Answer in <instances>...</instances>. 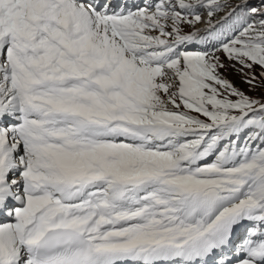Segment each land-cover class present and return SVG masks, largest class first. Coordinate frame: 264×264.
<instances>
[{"label": "snow or ice", "instance_id": "snow-or-ice-1", "mask_svg": "<svg viewBox=\"0 0 264 264\" xmlns=\"http://www.w3.org/2000/svg\"><path fill=\"white\" fill-rule=\"evenodd\" d=\"M0 264H264V0H0Z\"/></svg>", "mask_w": 264, "mask_h": 264}, {"label": "rangeland", "instance_id": "rangeland-1", "mask_svg": "<svg viewBox=\"0 0 264 264\" xmlns=\"http://www.w3.org/2000/svg\"><path fill=\"white\" fill-rule=\"evenodd\" d=\"M229 79L233 80L238 86L244 87L243 85H240L239 78L235 76L234 74H229ZM245 90H247L245 88ZM252 95H259V92L257 93H251Z\"/></svg>", "mask_w": 264, "mask_h": 264}]
</instances>
